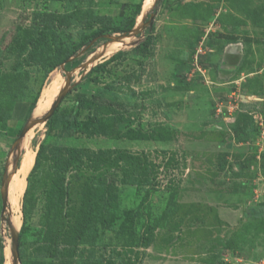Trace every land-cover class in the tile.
Masks as SVG:
<instances>
[{
    "label": "rangeland",
    "instance_id": "374dc122",
    "mask_svg": "<svg viewBox=\"0 0 264 264\" xmlns=\"http://www.w3.org/2000/svg\"><path fill=\"white\" fill-rule=\"evenodd\" d=\"M140 1L0 0V260L13 248L5 178L19 170L32 135L34 162L42 143L60 147L61 157L47 151L25 178L18 264H264V0H159L137 17L136 35L92 39L54 71L47 51L29 55L45 14L66 17L47 27L52 46H75L88 19L119 24ZM148 29L149 50L134 53ZM69 75L59 114L71 116L85 92L97 106L80 110L73 137L59 121L52 130L36 124L18 141L52 78L64 83L45 115ZM36 98L32 116L18 122L17 102ZM130 130L159 140H129ZM70 147L99 156L123 149L148 162L142 172L124 161L88 182L102 170H61Z\"/></svg>",
    "mask_w": 264,
    "mask_h": 264
},
{
    "label": "trees",
    "instance_id": "16d2710c",
    "mask_svg": "<svg viewBox=\"0 0 264 264\" xmlns=\"http://www.w3.org/2000/svg\"><path fill=\"white\" fill-rule=\"evenodd\" d=\"M59 1V0H55ZM144 0H141L135 7V10L133 12L132 17L125 18L121 21V23L116 24L114 23V20L112 18H106L105 16H97L96 18L88 19L87 22H89V25L84 24L87 26L85 31H83L85 34H83L81 38V42L76 44L75 46H67L65 42H61L58 44V42L55 40L54 43H57L58 46L55 45V47L52 46L50 37L46 35L47 27L50 24L62 25L64 24V21L66 17L64 15H52V14H45L43 16V19L41 22H39L38 26L40 27V30L38 31L36 40L33 41L32 44V50L30 51L29 55H31V58L36 57V53L41 51H47L49 55L50 63H48L49 66H51V69L54 71L55 69L59 68L63 64L68 63V61L76 56L80 50H82L86 45L90 43L92 39H96L100 36H103L105 34H129L131 33L135 26H136V20L137 17L140 15L142 8H143ZM158 4V3H157ZM46 13V12H45ZM86 22V21H84ZM96 25V26H95ZM97 27V30H94V28ZM42 29V30H41ZM87 31H90V33H87ZM148 33V39L141 44L140 46L136 47L134 49V53H140L145 54L149 50L151 41H150V30H147ZM57 38V37H56ZM120 56H123V53H119L113 57H111L108 61H106L103 64H99L96 68L92 69L89 72V77L93 75L98 70L105 69L106 66L118 59ZM40 63H47L45 61H41ZM70 65V64H68ZM72 65V64H71ZM96 81V80H94ZM38 98L35 99V101H24L19 100L17 102V106L13 111V117L16 118L18 122L23 120H28L33 113V110L36 107V104L38 103ZM66 99V98H65ZM64 99V100H65ZM95 100H90L87 96V93L85 92L83 95H77L75 99V106L72 111L71 116H68L66 114H59V110L56 109L55 114L52 116V118L47 122L46 126L49 127L51 130L55 129L57 126L54 125V122L59 123V121L62 122V124L67 128L69 127L70 131L68 133V137H73L75 134L74 131L76 130V123H77V115L80 112L81 109L85 108L86 104H90L91 106H97V102ZM63 100V101H64ZM63 103V102H62ZM61 103V104H62ZM61 106V105H60ZM58 115H63L60 119ZM6 121V116L2 117L0 119V122L3 123ZM5 127H8V125H5ZM22 130H19V133H21ZM62 135V134H61ZM125 138H128L129 140H154L158 141L159 138H155L153 135H149L148 133L142 132L140 130L134 131L130 130L129 132H126L124 134ZM63 138V137H61ZM54 148L48 149V147L42 143L39 146V150L37 152V157H35V166L34 169L36 170L39 162L43 158V156L46 154L47 151H49V155L53 157H58V159L61 157V150L60 147L53 146ZM67 149V148H65ZM66 159H62L59 163L60 168L64 172H68L70 170H76L78 173L81 171L82 166L86 167L87 169H90L93 173H97L96 176L93 175L92 178L88 176V182L92 181L94 178L100 179V176H104L105 173H103V170H111L114 168L117 164L121 162H129V163H136L142 168V172L146 170V163L148 162V158L146 156H136L128 154L127 151L123 149H115L114 151H110L108 153H105L104 156H99L98 154H95L94 152H89L87 149L78 148V147H70L68 150H66ZM114 156V157H113ZM59 161V160H57ZM34 170V171H35ZM81 176H84L81 174ZM94 181V180H93ZM65 186H62V192L65 193ZM27 196V192L25 194V197ZM21 234H19V244L21 243ZM1 264H5V255L1 257Z\"/></svg>",
    "mask_w": 264,
    "mask_h": 264
},
{
    "label": "bare ground",
    "instance_id": "6f19581e",
    "mask_svg": "<svg viewBox=\"0 0 264 264\" xmlns=\"http://www.w3.org/2000/svg\"><path fill=\"white\" fill-rule=\"evenodd\" d=\"M154 0H145L144 4H143V8H142V15L146 14L149 9L151 8L152 4ZM130 38H126L123 39L121 42H115V43H111V45H109L106 49L104 53H108L113 51L116 48H122L127 46L129 43H131ZM55 77V76H54ZM53 77V78H54ZM52 78V83L50 86L51 90L46 91L45 96H44V101L43 103H41L37 109L35 110L34 115L36 114L35 118L39 119L42 118L45 113L49 110L46 106L49 104V101L51 99V96L54 93L57 92L58 93V87H61L64 83L63 78H58L55 77L54 79ZM49 88V89H50ZM53 88V90H52ZM47 92H48V96L49 98H47ZM38 104V103H37ZM52 106V105H51ZM50 106V107H51ZM45 112V113H44ZM44 114L43 116L39 117L40 115ZM39 117V118H38ZM33 132H30L29 135L27 137H29ZM32 136V135H31ZM27 138L25 141V144L23 145L22 142V149L24 151V156L22 158V163L21 166L19 168V170L17 171V173L13 174L11 179H10V186H9V206L12 210L13 213V217H12V224L15 228V230L17 231L21 224H22V220H21V210H20V202H21V196L25 190V178L27 176V174L30 172L32 166H33V162H34V155L33 152L29 146V144H26L28 141L31 140L32 137ZM6 261L5 264H12V251L11 250H7L6 251V257H5Z\"/></svg>",
    "mask_w": 264,
    "mask_h": 264
},
{
    "label": "water",
    "instance_id": "95a60500",
    "mask_svg": "<svg viewBox=\"0 0 264 264\" xmlns=\"http://www.w3.org/2000/svg\"><path fill=\"white\" fill-rule=\"evenodd\" d=\"M159 2V0H155L154 1V7L157 6V3ZM154 15L151 16V20H153ZM151 20L149 22H151ZM138 29L139 28H135V30H133L131 32V34H137L138 33ZM130 34V35H131ZM129 36L128 34H123V37H127ZM119 38L113 37L112 40L116 41ZM71 76H68V80L67 83L65 85V88L61 91V93L58 95L57 99L55 100V102L52 104L50 111L42 118L33 120L30 125H27L24 129V131H22V134L19 138L18 141H21L24 136L27 134V132L29 131V129H31L34 125L36 124H42V123H46L48 122L52 116L55 114L56 109L61 105V103L63 102V100L67 97V94L70 90V86H71ZM34 115V113H33ZM11 179V177H10ZM10 179L7 182V178H5V183H4V189H3V193H2V200H3V212H6L7 207L9 205V186H10ZM3 219H5V217L3 216ZM9 227L12 233V240H13V248H12V257H13V264H18L19 262V234L16 232L13 224L11 221H9Z\"/></svg>",
    "mask_w": 264,
    "mask_h": 264
},
{
    "label": "clouds",
    "instance_id": "9594fccd",
    "mask_svg": "<svg viewBox=\"0 0 264 264\" xmlns=\"http://www.w3.org/2000/svg\"><path fill=\"white\" fill-rule=\"evenodd\" d=\"M12 222V221H11ZM6 260V259H5Z\"/></svg>",
    "mask_w": 264,
    "mask_h": 264
}]
</instances>
